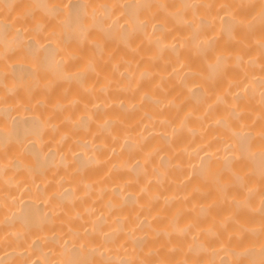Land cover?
I'll list each match as a JSON object with an SVG mask.
<instances>
[{
    "label": "bare ground",
    "instance_id": "bare-ground-1",
    "mask_svg": "<svg viewBox=\"0 0 264 264\" xmlns=\"http://www.w3.org/2000/svg\"><path fill=\"white\" fill-rule=\"evenodd\" d=\"M0 264H264V0H0Z\"/></svg>",
    "mask_w": 264,
    "mask_h": 264
}]
</instances>
